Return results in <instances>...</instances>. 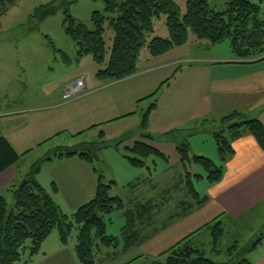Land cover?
Wrapping results in <instances>:
<instances>
[{
    "label": "rangeland",
    "instance_id": "rangeland-1",
    "mask_svg": "<svg viewBox=\"0 0 264 264\" xmlns=\"http://www.w3.org/2000/svg\"><path fill=\"white\" fill-rule=\"evenodd\" d=\"M50 1L13 0L6 13L0 16V115L9 111L14 114L0 118V134L9 136L11 142H14L19 155L16 165L24 174L46 154L72 147L84 150V143H94L95 157L91 164L96 169L95 177L101 175L106 184L113 181L108 193L119 196L124 206L123 209L105 215L107 234H113L119 239L117 249L100 246L93 264H149L152 257L179 240L187 231H177L179 225L175 223L152 241L121 252L120 228L125 221L123 213L131 208V202L159 194L169 185L171 188L176 187V192L179 191L178 176L182 169L173 143L159 149L165 157L151 154L143 166L133 165L127 158L134 156L129 143L138 137L147 139L145 135L150 133L154 137L153 145L157 147L159 135L172 130L175 131L170 133L172 135L178 131L184 134L196 130V133L188 136L189 154H203L213 163L220 164L213 138V132L219 130V119L233 110H238L245 118L256 116L257 112L263 110L264 102L258 101L264 94H225L218 98L220 103L209 99L213 97L209 93L208 84L222 83V79H214L216 77L212 73H262L259 71L264 69V58L246 63L228 61L239 58L232 52L228 40L212 44L207 40H195V36L189 32L185 44L173 47L167 56H158L152 63L146 61L145 57L150 54L147 47L143 46L138 57V76L133 80L120 82L100 79L94 72L103 65L97 64L89 55L77 59V47L65 33L64 7L42 20L37 29H28L31 13L39 5ZM173 1L179 9V16H182L186 11V0ZM206 1L216 11L225 10L226 0ZM249 1L259 5V17L264 20V0ZM67 10L88 30L95 28L91 20L93 12L106 14L104 0H77L69 4ZM166 17V14H162L153 21L152 31L146 33L147 42L156 36H169ZM104 27L103 38L108 57L114 33L107 27V22ZM240 63H245L243 65L248 70L240 72L231 68ZM77 74L85 76L86 90L78 97L64 101L61 97L62 87L71 78H76ZM129 87L133 89L129 97L132 100L123 110L134 113L102 122L106 114H111L107 111L116 101L113 96ZM106 96L110 98L105 101ZM152 103L155 107L149 112L146 126L142 128V115ZM83 129L81 134L74 135ZM51 160L40 166L42 187L50 194L59 210L70 216L94 194L82 192L83 187L79 181L68 176L69 171H74L68 162H58L54 158ZM187 171L196 191L203 194L207 184L203 168L191 164L187 165ZM196 174L202 176L197 177ZM18 182L14 185H19ZM83 184L86 185L85 181ZM0 193L8 203L12 202L7 187L1 188ZM262 206L252 217L245 219L240 227L234 223L223 227V234L217 243L218 253L211 248L210 233L200 231L197 235L204 242L200 247L203 256L217 263L227 262L236 254L227 251L235 242L236 250H240L250 239L264 232ZM52 233L58 235L56 230ZM67 244L74 258L70 261L67 257V264H81L74 250L75 229L70 232ZM29 246L30 240H27L21 259L16 264H53L49 259L41 260L39 253L30 257ZM259 249L258 245L256 250ZM114 251L118 253L117 257L105 260L106 253ZM254 251L245 253L244 257L253 261L257 257L252 253ZM141 254L143 257H137Z\"/></svg>",
    "mask_w": 264,
    "mask_h": 264
},
{
    "label": "trees",
    "instance_id": "trees-1",
    "mask_svg": "<svg viewBox=\"0 0 264 264\" xmlns=\"http://www.w3.org/2000/svg\"><path fill=\"white\" fill-rule=\"evenodd\" d=\"M74 1L77 0H51L39 5L29 16L31 25L28 29H37L42 20L64 7L65 33L77 47L76 57L79 60L80 57L89 55L97 64L103 65L95 74L100 79L122 80L137 74L139 52L143 46L147 47L150 55L159 56L175 46L185 44L189 32L195 36V40H207L212 44L228 40L232 52L239 57V62H253L264 58V20L259 17V5L249 0H226L223 11L214 10L206 0H186V11L182 16H179V9L173 0H104L106 14L93 12L91 15L94 30H88L68 13V5ZM12 4L13 0H0V16ZM162 14L167 15L169 36H156L147 42L146 33L152 31L153 21ZM105 22L114 33L108 57L103 38ZM154 107V103L150 104L142 115V128L146 126L149 111ZM240 116L238 111L222 116L219 119V130L213 132L222 159L233 154L231 144L245 130L264 151V125L258 119L240 120ZM173 132L175 131L159 135L158 138L175 141L183 165L193 161L203 168L209 182L219 181L221 166L215 165L207 157H191L189 154L187 138L196 133V130L170 134ZM84 144V150L74 147L57 150L34 162L23 178L24 184L21 187H11V203L0 194V264H16L21 259L27 240H30L29 256L35 255L53 230L58 232L62 244L67 243L72 229L76 230L74 250L81 264H93L100 246L115 248L118 245V238L107 234L105 221V215L122 207V200L108 193L113 182L106 184L102 181V176L98 175L94 196L68 216L59 210L50 194L36 180L41 164L53 157L77 155L92 163L96 147L94 143ZM129 149L134 156L127 158L136 166L144 165L145 159L151 154L165 157L157 148L142 141H135ZM18 159L19 155L8 140L0 135V174L13 167ZM185 185L188 193L195 197L197 193L188 171L185 172ZM207 226L212 245L217 248L223 234V221L215 219ZM137 231L134 221L125 227L124 233L133 234L127 246L136 242ZM263 240L264 232H260L240 250H236L235 242L227 249L229 254L235 252V256L227 262L217 263L205 258L203 251L196 248L189 237H185L162 254L165 256L164 261L155 260L153 264H250L244 257L245 253L252 251ZM237 256H240L237 258L239 260L236 259Z\"/></svg>",
    "mask_w": 264,
    "mask_h": 264
},
{
    "label": "crops",
    "instance_id": "crops-1",
    "mask_svg": "<svg viewBox=\"0 0 264 264\" xmlns=\"http://www.w3.org/2000/svg\"><path fill=\"white\" fill-rule=\"evenodd\" d=\"M162 37H168V36H162ZM171 50L172 49L159 56L163 58L164 56H167ZM157 57L158 56L150 55L145 57V59L149 63H152L153 60L157 59ZM228 61L239 62L240 59L237 58L234 60L233 58H231ZM138 63H140L139 60ZM243 64L245 63L234 65L231 68H234V70H239L240 72H243L244 70H248L246 69L247 67H244ZM259 72L262 73H212L213 77H216L214 79H218V78L222 79L221 80L222 83L219 84L214 83L213 85L208 84L210 91L209 93L213 97L209 99L217 100V102L220 103L221 101H219L218 98L225 94L226 95L234 94V95H243V96H249L252 94H264V69H262ZM207 75L210 76L211 73H207ZM136 76H138V74L122 79L120 80V82H127L128 80H133ZM79 77H82L84 79L85 90H86L87 84H86L85 76L83 74H77L76 78ZM76 78L75 77L71 78L69 81L65 82V84L75 80ZM132 94H133V89L132 87H129L127 89L124 88L120 93H118V95L113 96L114 98H116V101L107 111L111 114H106L107 116H105V118H102L104 120L101 121L104 122L108 120H114L134 113V112H125L128 110H123L124 109L123 107H128V105H130L132 99H130L129 97ZM109 98L110 96H106L105 101ZM258 102H264V96ZM261 107L259 108V110L261 109ZM233 111H238V110H233ZM13 115L14 114H12L10 111L3 112L2 115H0V118L1 117L5 118L7 116H13ZM240 115H241L240 116L241 120L258 119L264 125V107L263 110L257 112L256 116H250L251 118H245V116L242 115L241 113ZM48 128L49 127H47L46 130ZM75 129H80V128H75ZM82 131H84V129L78 130V133ZM1 136H4L8 140L10 145L13 147V149L17 152L15 144L14 142H11L9 136L5 134H2ZM145 138L147 139H138V140L136 139L133 142H130L129 145H133L135 141H142L151 146H154L152 142L154 139L153 135H151L150 133L146 134ZM159 141L160 142L157 145V147L155 146V148H157L158 150L159 149L161 150V146H169L170 143L174 144L173 148L177 159H179L178 162L182 169V172L180 171L178 176L179 191L176 192L175 191L176 187L171 188L172 186L169 185L168 187L163 189L159 194H154L144 199H136L134 202H131L133 203L131 205V208H127L123 213L125 221L120 228V233L122 238L121 252H126L131 247L138 245L142 246L152 241L156 236L166 231L173 224L176 223L179 225L177 227V231H187V232H185V234H183L179 240L175 241L167 248L158 252V254L155 255V257H152L150 259L149 264H153L155 260L164 261L165 256L162 254L165 251H167L171 246L181 241L185 237H189L190 242L196 248L200 249V247L204 245V242L201 240V238H199L197 234H199V232L202 230L208 231L210 233V229L207 226V224L213 223V220L215 219L222 220L223 227H225L226 225H230L231 223H234L235 225L237 224L238 227H240V224L243 223L245 219L252 217L253 214H255L257 211L260 210L262 205L264 206V151L256 143L255 139L252 137L251 134H249L248 131L246 130L243 131L241 136H239L232 142L231 145L234 152L227 159L221 158L216 146L218 156L220 159V164H215V163L214 164L222 167L221 178L219 181L216 182H209L207 180V184L204 187L203 194H201L199 191H196V189L194 188L197 193L195 197L191 196L186 189L185 172L187 171V165L190 166L191 164H195V165L198 164L191 161L183 165V163L179 158L180 155L177 151L175 141L165 140L163 138H160ZM187 142L189 144L188 138H187ZM163 155L165 156L164 153ZM196 155L204 156L203 154H196ZM190 156L192 157L193 155ZM53 158L54 160H58V162H68L67 164L71 165V168L74 169V171H69V172L67 171L68 176L75 177L76 180L79 181L80 186L83 187L82 192L85 191L87 193H92V195L95 194L98 177L97 178L95 177L96 169L92 166L91 163L79 158L77 155L53 157ZM47 161L52 162V160H47ZM40 172L41 171L39 170V172L36 175V180L42 186V182L40 181ZM26 173L25 174L22 173L17 168L16 164L13 167L8 168L7 170H5L3 173L0 174V189L3 187H7L10 191L11 187L15 183H17V181H21L26 175ZM196 175H201V174H196ZM190 180H191V175H190ZM84 181L86 185L83 184ZM53 188L56 187L54 186ZM113 196H117V195H113ZM89 200H87L86 202H88ZM123 206L124 205L122 201V207L119 209H123ZM132 221H134L136 229H138L137 231L138 233L137 236L135 237L136 242L130 244V246H127L128 240L130 236H132L133 234H130V232L124 233L123 231L125 227ZM263 241L258 244L259 248L261 249V250L259 249L260 251L256 250L258 245L253 249V251L254 250L255 251L252 253L257 255V257L253 259V261L249 260L250 264H264ZM209 244L211 245V241L209 242ZM117 246L115 247V250L117 249ZM211 248L215 253H218L217 248H214L213 245H211ZM200 250L203 251L202 249ZM38 253L39 255L42 256L41 260L49 259L50 261H52L53 264H67L68 261H65L67 257L69 258L70 261L74 260L72 249H69L67 243L62 244L60 242L59 235H54V233L52 232L42 242L40 251ZM117 254L118 253L116 251H114L113 253L107 252L105 260L111 258L114 259L115 257H117ZM142 255L143 254L138 255L137 257H141ZM161 256H162L161 258L162 260L159 258Z\"/></svg>",
    "mask_w": 264,
    "mask_h": 264
},
{
    "label": "built area",
    "instance_id": "built-area-1",
    "mask_svg": "<svg viewBox=\"0 0 264 264\" xmlns=\"http://www.w3.org/2000/svg\"><path fill=\"white\" fill-rule=\"evenodd\" d=\"M85 89V83L83 78L75 79L72 82H69L62 89L61 97L64 101L72 100L78 97L83 90Z\"/></svg>",
    "mask_w": 264,
    "mask_h": 264
},
{
    "label": "water",
    "instance_id": "water-1",
    "mask_svg": "<svg viewBox=\"0 0 264 264\" xmlns=\"http://www.w3.org/2000/svg\"><path fill=\"white\" fill-rule=\"evenodd\" d=\"M24 182H25L24 180L20 181L18 186L21 187L24 184Z\"/></svg>",
    "mask_w": 264,
    "mask_h": 264
}]
</instances>
